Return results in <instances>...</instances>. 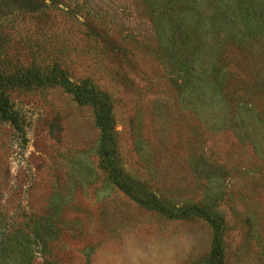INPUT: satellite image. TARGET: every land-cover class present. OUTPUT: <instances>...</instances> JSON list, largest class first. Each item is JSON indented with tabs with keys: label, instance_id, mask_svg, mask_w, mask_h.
I'll list each match as a JSON object with an SVG mask.
<instances>
[{
	"label": "rangeland",
	"instance_id": "obj_1",
	"mask_svg": "<svg viewBox=\"0 0 264 264\" xmlns=\"http://www.w3.org/2000/svg\"><path fill=\"white\" fill-rule=\"evenodd\" d=\"M201 2L222 98L181 95L145 0H0V70L60 64L114 119L105 144L64 88L6 90L0 264H264V127L238 109L264 120V0Z\"/></svg>",
	"mask_w": 264,
	"mask_h": 264
},
{
	"label": "trees",
	"instance_id": "obj_2",
	"mask_svg": "<svg viewBox=\"0 0 264 264\" xmlns=\"http://www.w3.org/2000/svg\"><path fill=\"white\" fill-rule=\"evenodd\" d=\"M201 1L208 3V8H212V11L217 6V0H161L162 6L159 9L160 14L157 16L156 0H145L151 20L157 23L156 31L162 41V50L165 53L169 51L167 53L169 55V71H171L172 77L176 78L173 80H177L176 85L180 88L181 95L187 88L188 90L191 89V93L193 91L192 94L194 95L201 90L222 98V95L225 94L224 85L220 78L223 76L222 57L217 49L214 50L213 45L216 43L209 40L211 34H208L219 28L222 23L211 18L215 13L212 12L210 15L211 12L203 11ZM227 20L229 22L234 21L233 18ZM229 28L231 27L229 26L227 29ZM223 38H229V34ZM165 40L169 43L168 49L164 47ZM226 44L227 42L224 41L217 43V45ZM202 50L212 51V55L209 57L212 62L208 66H205L207 63L202 59ZM5 72L0 70V114L5 120L18 126V121L14 118L15 111L5 93L7 89L15 87L40 89L41 87L60 86L72 94L80 103L88 104L94 108L97 124L103 132L105 144L111 142L114 135V119L111 102L106 94L91 87L74 84L60 64H55L45 70L25 67L12 73ZM220 102L224 106L223 100ZM238 109L245 111L246 115L241 124L248 122L246 118L248 114L255 113L258 116V122L264 127V120L256 113L257 107L244 105ZM198 212L208 220H216L203 209H199ZM217 247H219L218 244L216 251L219 250Z\"/></svg>",
	"mask_w": 264,
	"mask_h": 264
}]
</instances>
